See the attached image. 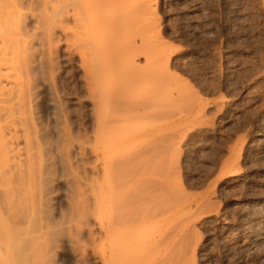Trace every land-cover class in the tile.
Wrapping results in <instances>:
<instances>
[{
  "label": "rangeland",
  "instance_id": "obj_1",
  "mask_svg": "<svg viewBox=\"0 0 264 264\" xmlns=\"http://www.w3.org/2000/svg\"><path fill=\"white\" fill-rule=\"evenodd\" d=\"M153 5L164 42L161 41L167 43L166 52L172 51L167 55L169 63L154 65L159 71L157 82L152 84L157 91L155 117L150 121L145 117L126 120L122 116L121 121L120 109L119 114L113 112L118 117L114 116L112 126L123 130L137 128L142 133L138 139L140 147L155 143L152 152L137 158L138 168L127 171L126 176L129 181H137L139 192L151 199L148 205H139V213L149 212L152 204L159 215L147 223L154 227L156 243L145 252L143 244L139 245L141 249L127 246L132 251L126 248L131 253L128 256L135 261H130L131 257L110 260L111 241L90 213L94 205L92 183L95 184L91 181L100 178L93 170L96 157L91 148L101 99L96 76L99 69L109 64L110 60L105 61L110 56L113 59L125 49V43L131 40L127 37L134 31L125 26L124 31L130 30V34L121 31L126 36H122L126 39L121 46L117 28L114 33L110 31L117 13L119 17L124 13L128 16L129 7L113 14L112 20L108 9L113 8L105 7L103 14L107 11L112 23L106 18L109 23L105 19L102 25L107 23L103 27L109 30L112 24L113 28L106 31L100 26L98 33L90 35H97L91 37V44L77 43L81 48L94 44L90 49L95 59L91 68L81 61V53L87 49L69 46L74 43L69 36H74L71 33L78 26L73 19H67L65 25L68 23L71 32L59 29L55 33V69H43L46 73L36 70L37 78L34 72L39 87L31 114L40 141L45 144L44 159L49 162L44 166V177L51 179H46V198H50L47 204L50 203L45 206L43 226L23 225L13 234H6L0 227V264H264V0H155ZM79 7L84 11L83 5L78 4ZM113 34L121 50L112 45ZM102 51L106 54L101 56ZM135 61L140 68L146 67L143 55ZM118 62L119 70L111 71L105 79L109 82L111 78L113 87L117 84L112 89H118L115 93H125L124 82H128L124 74L130 67L126 61L120 65ZM123 65L127 68L124 73L120 70ZM146 85L133 93L145 96L151 90ZM152 130L153 141L146 135ZM69 140L75 145L71 149L66 145ZM112 146L110 151L119 150L123 156L132 148L128 144ZM229 170L233 172L228 173ZM78 185L84 190L82 198L75 191ZM79 199L91 204L84 221H79L75 212ZM165 210L169 211L168 223L167 217L162 219ZM145 231L141 238L149 243L153 232Z\"/></svg>",
  "mask_w": 264,
  "mask_h": 264
},
{
  "label": "bare ground",
  "instance_id": "obj_2",
  "mask_svg": "<svg viewBox=\"0 0 264 264\" xmlns=\"http://www.w3.org/2000/svg\"><path fill=\"white\" fill-rule=\"evenodd\" d=\"M154 1L155 0H30L29 2H27L26 0H0V227L5 229L6 234L7 232L8 234H13L19 231L20 229H22L21 226L25 227L23 225L43 226L45 223L44 221H46V218L44 216L46 210L45 206L47 204V200L50 199L46 198L49 196V193L47 194L46 189V185H49V181L46 180L48 177H44V173H46L44 171V166L49 163L48 161H45L43 155V153L46 152V150L44 151L43 148L45 147V144L43 146V143L40 141L39 129L37 123H35L34 121L35 119L32 118L33 116L31 114V111L33 110L32 106H34L32 104L34 100H36V97L34 96H38V92L36 89L39 87L37 86L39 84L36 85L35 83V81H37L38 83V79H34V72L36 70L39 71V69L41 70V72L43 71V69L52 72L53 69H55L53 68L55 52L54 41L56 38L55 33L59 29H63L64 31H69V29L72 30L70 26H67L68 23L67 25H65V23L69 19H73L75 21L74 25L76 24L79 29L82 28L84 30L83 31L81 29L80 31L77 27L75 31L78 32H75L73 30L74 33L71 34H74V36H69L73 37L70 42H74L73 44H69V46L71 47L73 45V48H75L76 46H79L77 45L79 41H83L84 43L90 42L89 44H91V37H93L94 39V36L97 35H90L98 33L99 28H101L100 26H106L107 23L105 25H102L104 24V21H106L107 19L110 21V19L107 17L109 16L107 15V11L105 12L106 15L103 14L105 7L113 8V13H111L112 10L108 9L110 11L108 13L112 14L111 16H109L112 20V16L114 19V15L117 11L119 12L124 7L128 6V16L124 13L127 17L124 14V17L122 14V16L120 15L119 17V13H117V16H115V20L113 21L114 23L116 21L115 26L113 25L114 29H112L110 33H112L113 30L115 31V29L117 28L116 31H120H118L119 33L115 31V33L117 35L120 34L119 36H117V38L119 37L120 39V36L122 38V36L124 35V33H121V31H124V29L126 28L125 26H127L128 28L130 27L134 29V31L131 30L133 34L127 37L128 39L131 37V40L129 39L130 42L127 41L128 44L125 43L126 46L123 45L125 49H122V51L118 45L123 42V39H126V36L124 35L125 37L120 39L122 41H120V43L118 42V44L117 40L114 38L115 35L113 34L110 38V41L111 43L113 41L114 44L112 45H115V47H119L118 49L116 48V50L120 49L121 52L119 51L118 54V51H115L114 53H117V55H115L113 59L110 58V56L105 61L107 63V61L110 60L109 64L103 66L101 70H98L100 71L97 72L99 73V75L96 73L97 70H95V73L98 75L96 76L99 80L98 82L101 83H97L99 84L98 88L100 90H98L101 92H99L101 99L100 101L98 100L99 102L97 105L98 114L96 115V137H94V142L91 145L92 152L96 157V164L93 167V170H95L97 172V175L100 176L99 179L96 180L92 178L93 181H91L95 183H92L94 189H91L92 193H94L92 197L94 205L92 204L93 206H91L88 201L83 200L84 198L82 200L79 199L75 204V212L77 214L78 220L80 221L81 219V221H84L86 219L85 217L88 216L87 214L89 213V207H93L91 208V215H95V218H97L101 226L104 228L106 239L111 241L112 248L110 250V254L108 255V258L110 257V260H114L117 258L120 260H123L124 258L125 260V257H127L126 259L128 260L131 257V261L133 257H129L128 254H131L129 252L132 251H130L127 246L136 249L139 245L143 244L142 246L144 247L142 248V251L145 252V249L147 251V248L156 243L155 235H153L154 227L150 224L147 225V223L150 222L151 219H154L159 215L157 216V211L155 210V208H153L154 206L152 204H150V207H148L149 209L151 208L149 212L145 213L144 215L141 212L139 213V205H148L151 202H149V200L151 199L149 198L148 200V198L146 197L147 195L144 196L139 192L137 181H134L132 178H129L132 179L131 181H129L126 176L131 170H136L137 158L140 155L145 152H152L155 143L149 142L145 147H140L139 137L142 135L141 131L137 130V128H132V130H130V128H127L129 130H123L124 128L120 129L119 127L115 128L114 126H112L113 121L115 122L114 119H116L114 118V116L116 115L113 116V112L115 111L118 112L117 114H119L120 109H123V113L120 112L121 117L119 118V120L121 121L123 120V117L126 120L132 118L136 119L137 117H139V119H142L143 117H145V119L148 118L150 119V121L155 117V106L157 105L155 104V99L157 91H154L156 89V86L152 84H154L159 71L158 73L156 72V66L154 67V65H156V62L159 65L168 62L170 58H167V55L172 51L167 50L169 52L168 53L166 52V48L168 46L164 47V44L166 42L163 43L164 41L162 35L160 34L161 32H159L158 30V18L156 9L153 5ZM78 4L83 5L84 11L79 10L80 7L78 8ZM110 22L112 23V21ZM116 26L121 27L122 30L121 28ZM111 28H113L112 24ZM111 28L109 27V30ZM128 28L127 30L130 29ZM104 30L109 31L108 28H105ZM81 32L83 34H81ZM129 32L126 33L128 34ZM69 34L70 33H68V35ZM101 35L103 36V33ZM107 35L109 36L110 34ZM98 37H100L99 34ZM114 40H116V42ZM80 42L78 44H80ZM101 45L102 44H100L99 46ZM91 46H86L87 48L84 47L87 50H83L81 53L83 58H81V61H83V64L88 68H91L92 61H95V59L91 57ZM93 47L94 49H97L95 48V46ZM105 47L107 48V45ZM84 48L80 47V50ZM75 49H77V47ZM92 51L94 52V50ZM104 51H102L101 56L106 54ZM96 54L97 53H95L94 55L96 56ZM98 54H100V52H98ZM140 55H143V57L146 58V67L144 66V68H140L138 65H136L135 60L138 59ZM118 61H126L130 67H128L130 70H127L126 68V70L128 71L127 73L125 72V66L123 65L124 69H121L122 66H120V70L123 73L125 72L124 75L127 76L128 85H125L126 82H124L126 81V77L120 76V79L123 78L122 80H124L123 82L125 83V93H115L118 91V89H112L117 88V84L115 87H113L114 82H110L111 78L109 79V82H107V80L105 79V75L106 77H109L111 71L119 70V66L117 67ZM120 62H118V65L122 64V62ZM97 63L98 61L95 62V66L98 65ZM106 63L102 64L104 65ZM112 63L116 66H114ZM115 67H117L118 69ZM37 71L35 72V74L37 73ZM160 78H162L161 80H163V77ZM93 79L95 78L93 77ZM161 80H158V82ZM145 85L147 87L150 85L148 89L151 88V90L147 92L148 94L146 93V95L144 94L145 96H142L133 93L134 90V92H137L136 88L138 89L139 87L141 89L140 86L145 87ZM154 86L155 88L153 89ZM187 123L184 124V126L187 125ZM119 124L121 123L119 122ZM151 125L153 127L152 123L150 124V126ZM146 135L150 139H152L153 130L149 133L147 132ZM66 143L68 148L75 146L73 145L74 143H72L71 140L66 141ZM124 144L132 146L126 156L121 155L119 150L117 149L116 152H114V149L110 151L111 145L117 147L119 145L124 146ZM66 150L68 152L70 151L68 149ZM233 170H229L228 173H232ZM125 171L126 173L124 175ZM152 173L153 172H151V174ZM153 185L155 184L153 183ZM75 191H77L78 197L81 196L82 198V196L84 195V190H82V187L80 185L77 186V190ZM49 201L48 204L50 203ZM165 211L167 212H164L166 216L162 215L165 216L164 218H162L164 219V221L165 218L169 216L167 215L169 214V211ZM167 220L168 217L166 219V223H168ZM81 228L83 229V227ZM145 229H149L150 232H153L151 233L152 235L150 236V241H148L149 243L142 241L141 238V234H143L141 232L145 231ZM146 231L144 232L145 234H147ZM161 233L163 234V232ZM166 235L168 237V234ZM164 237L166 236H163V239H166ZM145 239H149V237ZM34 240L31 242H34ZM126 248L129 250V252ZM132 260H134V258ZM116 261L118 262L119 260Z\"/></svg>",
  "mask_w": 264,
  "mask_h": 264
}]
</instances>
